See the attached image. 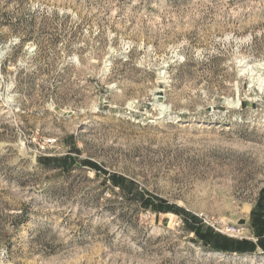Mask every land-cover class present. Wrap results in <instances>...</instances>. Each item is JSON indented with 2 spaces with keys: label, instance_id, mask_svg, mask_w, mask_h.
<instances>
[{
  "label": "rangeland",
  "instance_id": "1",
  "mask_svg": "<svg viewBox=\"0 0 264 264\" xmlns=\"http://www.w3.org/2000/svg\"><path fill=\"white\" fill-rule=\"evenodd\" d=\"M263 220L264 0H0V264H264L194 231Z\"/></svg>",
  "mask_w": 264,
  "mask_h": 264
},
{
  "label": "trees",
  "instance_id": "2",
  "mask_svg": "<svg viewBox=\"0 0 264 264\" xmlns=\"http://www.w3.org/2000/svg\"><path fill=\"white\" fill-rule=\"evenodd\" d=\"M87 164L91 166H95V163L91 161H87ZM112 182L118 186H124L126 179L124 177L118 175H112ZM152 196L150 194H144L141 197V201L146 206H153L157 212H163L168 210H176L175 207H171L167 205V201L160 199L157 203H152ZM257 228H259L258 233L260 237L264 236V220L260 221V224H257ZM197 236L208 246L212 247L217 251H230L237 253L244 252H255L257 247L259 246L261 250L264 251V242L259 241L257 244L250 243L248 240H242L238 242L230 241V238L221 235L220 233H215L212 229H207L206 231H201L199 228L194 229ZM214 235H213V233Z\"/></svg>",
  "mask_w": 264,
  "mask_h": 264
},
{
  "label": "built area",
  "instance_id": "3",
  "mask_svg": "<svg viewBox=\"0 0 264 264\" xmlns=\"http://www.w3.org/2000/svg\"><path fill=\"white\" fill-rule=\"evenodd\" d=\"M199 217L205 224H208V225L215 226V223H218V221L215 220L213 217H209L208 215L204 213H200ZM217 229L226 233L227 235H230L236 238H245L246 236V227L245 225H242V224H234V225H229V226L217 228Z\"/></svg>",
  "mask_w": 264,
  "mask_h": 264
},
{
  "label": "water",
  "instance_id": "4",
  "mask_svg": "<svg viewBox=\"0 0 264 264\" xmlns=\"http://www.w3.org/2000/svg\"><path fill=\"white\" fill-rule=\"evenodd\" d=\"M246 222L244 220L239 221V224H245Z\"/></svg>",
  "mask_w": 264,
  "mask_h": 264
},
{
  "label": "crops",
  "instance_id": "5",
  "mask_svg": "<svg viewBox=\"0 0 264 264\" xmlns=\"http://www.w3.org/2000/svg\"><path fill=\"white\" fill-rule=\"evenodd\" d=\"M261 250V249H260Z\"/></svg>",
  "mask_w": 264,
  "mask_h": 264
}]
</instances>
